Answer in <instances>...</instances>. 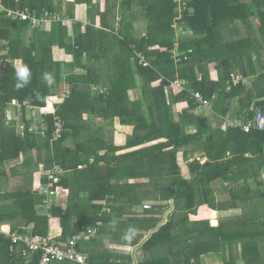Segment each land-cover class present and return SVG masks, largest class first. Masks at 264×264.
I'll return each instance as SVG.
<instances>
[{"label":"trees","instance_id":"obj_1","mask_svg":"<svg viewBox=\"0 0 264 264\" xmlns=\"http://www.w3.org/2000/svg\"><path fill=\"white\" fill-rule=\"evenodd\" d=\"M218 2L231 6L227 0H191L189 4L194 12L185 13L180 20L185 34L190 29L198 35L207 34L211 29L205 21L208 8L219 5ZM0 4L3 7L0 10V183L4 179L12 182L10 186L8 184L10 189L6 188L4 191L0 187L2 227L10 232L31 230L36 234L49 236L54 227L53 221L59 218L62 234L52 237L51 242L66 249L80 230L98 227L101 233L108 230L111 222L118 219L119 215L125 213L129 215L127 223L133 224L135 229L133 239L127 245L134 247L163 220L165 209L142 207L143 212H137L133 207L167 204L169 209L172 200L174 207L166 223L142 244L143 251L150 252L152 256L139 258L137 264H201V255L206 250L205 240L201 239L218 232L217 228L207 230L204 227H210L203 218L207 211L205 207L215 208L206 189L211 181L228 178L230 174L227 170L229 166H223L218 159L219 152L216 149L221 147V143L215 142L218 131L211 129L209 114L203 113L204 109H196L194 92L200 91L211 102L217 92L227 99L244 86L239 83L232 86V92L227 91L232 82L230 70L226 77L222 76L217 82L211 81L205 56H201L205 51V39H192L184 34L185 37L180 41L182 61L176 64L172 57L175 44L172 25L177 16L176 3L174 0H146L148 16L152 17L149 34L141 40H130L149 61V65L141 66L143 77L149 76L150 83V89L142 91L143 98L130 99V87L125 84L126 78L121 77V72L113 74V84H108L107 90L98 99H92V91H88V88L91 89L92 81L102 80L104 83L102 76H72L68 79L70 94L63 99L64 91L60 96L57 93L61 75L58 72L56 75L46 72L49 64L39 53V48L36 49L32 43L26 44L22 26L30 23L15 20L9 15L10 10H25L37 14H42L45 10L58 12L56 3L54 0H0ZM203 17L204 22L200 23ZM262 31L264 32V27ZM19 59L22 64L30 67L32 79L27 87L17 90L15 67ZM220 63L224 66L229 62L225 60ZM52 64L57 65L55 61ZM45 73L52 77L51 85L43 79ZM245 73H248L247 68ZM178 77L189 80V85L173 95L174 103L183 104L181 117L176 120L166 89ZM261 77L264 78V74ZM156 81L158 85L154 86ZM55 94L61 98L56 99L53 96ZM250 94L252 95V91ZM258 95L263 97L264 91L257 93V98H260ZM16 100L21 107L20 123L15 118L8 119L9 107L17 105ZM25 101L28 105L24 104ZM260 104L255 108L261 107L264 110V101ZM33 108L41 110L40 124L28 117ZM255 108L251 110L249 105H243L238 115L253 119ZM86 113L90 116L87 119L84 117ZM57 117L60 118L63 132L56 139L54 134ZM94 117L101 118L105 123L119 118L122 124L133 125L135 132L129 136L124 146H117L101 135L104 127L99 125L95 128ZM22 124L24 130L19 133ZM189 125H194L196 130L189 131L186 128ZM226 131L227 135L234 131L249 136L254 146H257V155L264 158V129L253 128L250 132H245L241 128H228ZM40 135H43L41 144ZM136 147L140 148L117 154ZM35 151L39 154L44 152L40 154L39 161L33 156ZM197 151L213 155L210 158L213 161L202 163L195 159L192 154ZM180 152L194 175L191 179L183 176L179 162ZM41 162L44 165L42 178L39 176L40 172H35ZM56 165L61 166L62 172H56L57 179L51 180L46 172ZM34 172L38 174L40 184L42 183L37 189L34 186ZM13 180H17L16 185ZM44 188H47L46 191ZM62 189L70 190L69 200L62 205L50 206L48 213L41 212L39 206L47 201L48 195L59 193ZM198 193L202 196L200 214L193 210L197 206ZM204 204L208 206L204 207ZM164 242H167L165 248L162 247ZM86 243L78 244L83 255V244ZM177 243L179 246L173 249ZM15 246L11 250V240L0 234L1 254L7 253L6 256L23 261V264H39L43 255L41 250L31 251L23 244ZM86 252L88 260L95 264L134 263L130 252L118 253L113 257L108 255V258H101L90 250Z\"/></svg>","mask_w":264,"mask_h":264},{"label":"crops","instance_id":"obj_2","mask_svg":"<svg viewBox=\"0 0 264 264\" xmlns=\"http://www.w3.org/2000/svg\"><path fill=\"white\" fill-rule=\"evenodd\" d=\"M151 1L155 0H149ZM187 1L191 2V0ZM54 2L59 9L57 11L65 17L63 23L44 24L40 28L27 24L22 28L27 39L26 44L32 43L36 49L39 48V53L49 64L46 72L51 75H56L58 72L61 75L59 91H57L59 96L64 91L65 83L70 84L69 80L72 76L83 78L91 74L93 77L104 78V83L102 80L92 81L91 89L88 88V91H92V99H98L101 93L107 90V85L113 84L111 78L113 74L122 72L121 77L126 78L124 82L130 87L128 90L130 99H142V91L149 90L150 83L149 76L143 77L141 66L149 65V61L130 40H141L149 34L152 17L148 16L146 0H79L78 2L54 0ZM174 2L176 3L175 12L178 14V0ZM227 2L231 6L224 2H218L219 5L214 7L209 6L205 21L211 29L207 34L203 36L199 33L198 35L191 29L187 35L185 34L192 39H205V51L201 56H205L211 81L217 82L222 76L226 77L230 70L232 82L229 83L227 91L232 92V88L239 83L240 86H244L227 99L217 92L211 99L210 108L203 110V113L209 114L211 129L218 131L215 136V142L221 143V147L216 149L219 152L218 159L223 166H229L227 170L230 175L228 178L211 181L206 189L209 192L208 198L214 203L215 208H207L205 207L208 206L207 204L203 205L207 210L203 218L206 220V225L210 226L204 227L207 230L217 228L218 232L207 236V240L201 239L205 240L206 247L204 254L201 255V264H264V158L257 155V146H254L249 136L234 131H230L227 135L225 133L228 131L224 127L227 119L238 116L243 105H249L252 110L264 101V96L258 95L260 98H257V93L264 91V78L261 77V74H264V32L262 31L264 0H227ZM150 8L153 7L150 6ZM2 9L0 4V10ZM203 22L204 17L200 20V23ZM75 35H77L76 38ZM139 53L144 58H141ZM225 60L229 63L222 66L220 62ZM52 61H55L57 65L52 64ZM21 62L22 60L19 59L16 63ZM199 76L201 78L202 73ZM238 76L240 80L237 81ZM157 85V81L154 82V86ZM166 91L174 117L179 120L183 104L173 102V95L178 90L170 87ZM16 102L19 101L16 100ZM19 109L17 105L9 107V115L14 116L12 119L18 117L16 114ZM40 111V109L34 110L33 114L37 117L34 121L36 123L42 121ZM84 117L87 119L90 116L86 113ZM94 121L95 128L99 125L104 127L100 133L105 140L112 141L117 146H124L129 136L135 132L133 125H124L119 118L105 123L101 118L94 117ZM186 128L189 131L196 130L194 125ZM42 136H39L40 144ZM138 148L140 147L127 149L117 154L129 153ZM43 153L40 152V154ZM40 154L35 151L33 156L39 161ZM192 156L201 160L202 163L212 162L210 158L214 157L204 151H197ZM179 162L183 176L187 179L194 177L182 152L179 153ZM43 166L41 162L35 171L40 172L39 176L44 173ZM34 177L37 189L40 185L42 186V183L40 184L37 173ZM9 182L7 179L1 181L0 185L4 183L3 190L7 188ZM44 189L46 191L47 188ZM200 194H197V206L193 208L198 214H200L199 204L202 200ZM69 198L70 190L62 189L59 193L49 194L47 201L39 206V209L43 213H48L50 206L62 205ZM133 210L137 211L136 208ZM128 216L125 213L119 215L118 219L114 220L115 226H109L108 230L102 231V234L113 243V245L109 244L116 249L117 253L125 254L132 250L133 256L134 247L138 244L134 247L127 245L133 239V236L131 239L127 236L128 229L133 228V224L127 223ZM53 225L50 235L59 237L63 230L59 218L53 221ZM98 236L94 238L95 240L83 244L85 255L88 250L97 254L95 251L97 247L94 244L99 242L100 236ZM216 243H220L221 246L218 248ZM15 247L13 246L11 250ZM141 247L142 245L135 250V255L136 252L141 251L139 258H148L146 253L149 252L143 251ZM6 254L0 253V264H23V261L12 259ZM87 257L85 256L86 264H95ZM62 264L79 263L64 262Z\"/></svg>","mask_w":264,"mask_h":264},{"label":"built area","instance_id":"obj_3","mask_svg":"<svg viewBox=\"0 0 264 264\" xmlns=\"http://www.w3.org/2000/svg\"><path fill=\"white\" fill-rule=\"evenodd\" d=\"M178 7L179 13L175 17L172 25L175 32V44L172 50V57L176 64H179L182 61V53H180V41L185 34V28L180 24V20L183 18L185 13L191 14L194 12V8L187 0H178ZM9 15L15 20L28 21L30 25L34 27H42L45 23L63 22L65 20V17L59 12L49 10L43 11L42 14H37L36 12L31 13L25 10H10ZM139 56L144 58L141 53H139ZM238 80H240V76H238L237 81ZM187 85H189V80L178 77L171 83L170 87L179 91L186 89ZM69 94L70 84L65 83L64 94L62 95V98L65 99ZM194 97L196 98L197 102V110L201 111L210 107V100L205 98L200 91H195ZM16 104L20 107V102H16ZM24 104L28 105V102L25 101ZM255 111L256 113L253 119L245 118L243 115H238L236 117L227 119L224 124L225 129L241 128L245 132H250L253 128L264 129V110L261 107H257L255 108ZM62 132L63 127L60 118L57 117L56 131L54 134L55 138H59ZM56 172H62L61 166L56 165L52 169L47 170L46 175L49 179L56 180ZM98 233V227L84 228L73 236L72 240L70 241L69 248L64 249L51 242V238L53 237L51 235L43 236L41 234H36L31 230L26 232H10L0 224V234H4L7 238H9L13 246L17 244H23L31 251L38 252L41 250L43 252L39 264H53L54 262L64 261L86 264V258L79 251L78 244L93 240V238H95Z\"/></svg>","mask_w":264,"mask_h":264},{"label":"rangeland","instance_id":"obj_4","mask_svg":"<svg viewBox=\"0 0 264 264\" xmlns=\"http://www.w3.org/2000/svg\"><path fill=\"white\" fill-rule=\"evenodd\" d=\"M109 77V76H108ZM20 109H21V107H19ZM35 110V108H33L32 110H31V112H29V115H28V117H30V118H33L35 121L37 120V117H35V114H33V113H35V112H33ZM21 113H19V110H18V113L16 114V115H18V117L17 118H15V119H17V121H19V123L21 122L20 121V115ZM14 116H10L9 115V120L10 119H12ZM21 126H22V128H21ZM20 126V130H18V132L19 133H21L20 131L21 130H23V127H24V125L22 124ZM23 132V131H22ZM14 182H15V184L14 185H16V182H17V180H13ZM9 184V186L12 184V182H9L8 183ZM8 184H7V188L8 189H10V187L8 186ZM1 186V188H3V186H4V183L3 184H1L0 185ZM35 186V185H34ZM151 187L149 186V189H150ZM5 190H6V188H5ZM4 190V191H5ZM133 208H136V210H137V212H141L142 210H143V208H142V206H134ZM167 211V209H165V211L163 212V214H162V217L164 218V214H165V212ZM172 211V210H171ZM171 211H170V214H171ZM143 212V211H142ZM142 216V215H141ZM143 233V232H142ZM100 237H99V236ZM97 236L100 238V240H99V242L98 243H96V244H94L97 248V250H95L96 252H97V254L99 255V257H101V258H108L109 256L108 255H111L112 257L114 256V255H116V254H118L117 253V251H116V249H114L113 248V246H111V244L113 245V243H111L110 241H109V239H106V236L105 235H103L102 234V231H101V233L100 234H98ZM96 236V237H97ZM119 238H122L121 236L119 237ZM96 239V238H95ZM94 239V240H95ZM115 240V239H114ZM109 243H111V244H109ZM216 244H218V243H216ZM215 244V245H216ZM102 246H103V249H105V250H101V248H102ZM179 246V243H177V244H175V246L173 247V249L174 248H176V247H178ZM221 246V244L219 243L218 244V248ZM162 247H167V242H164L163 243V245H162ZM160 249H161V244H160V248L158 249V252L160 251ZM168 249V248H167ZM117 250H119V249H117ZM128 250H130V249H128ZM131 251L132 250H130V253H131ZM129 252V251H128ZM141 253V251H138V253L136 252V256L138 257V261H139V254ZM121 254V253H120ZM146 254H148L147 256L148 257H151L152 256V254L149 252V253H146Z\"/></svg>","mask_w":264,"mask_h":264},{"label":"clouds","instance_id":"obj_5","mask_svg":"<svg viewBox=\"0 0 264 264\" xmlns=\"http://www.w3.org/2000/svg\"><path fill=\"white\" fill-rule=\"evenodd\" d=\"M15 76H16L15 88L17 90L27 87L32 79V73L30 67L22 63L17 64L15 67ZM43 79L48 85H51V83L53 82L52 77L47 73L44 74ZM111 226L113 227L115 226V221L111 222ZM134 232L135 229L133 228L128 229L127 236L129 239H131V237L134 235Z\"/></svg>","mask_w":264,"mask_h":264},{"label":"water","instance_id":"obj_6","mask_svg":"<svg viewBox=\"0 0 264 264\" xmlns=\"http://www.w3.org/2000/svg\"><path fill=\"white\" fill-rule=\"evenodd\" d=\"M171 206L169 209L167 204H145L144 208H149V209H167V211L164 214V218L163 220L152 230L149 231L148 235L137 245L134 247L133 250V259H134V263L133 264H137V259H136V255H135V250L141 246L147 239H149V237H151V235L156 232L163 224L166 223L167 221V217H168V213L173 209L174 205H173V201L170 202Z\"/></svg>","mask_w":264,"mask_h":264}]
</instances>
